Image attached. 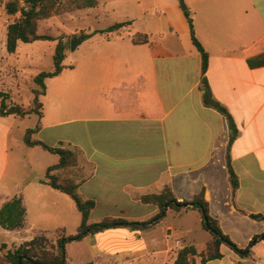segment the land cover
I'll return each instance as SVG.
<instances>
[{"label": "crops", "instance_id": "obj_1", "mask_svg": "<svg viewBox=\"0 0 264 264\" xmlns=\"http://www.w3.org/2000/svg\"><path fill=\"white\" fill-rule=\"evenodd\" d=\"M7 1L0 0L1 64L16 54L6 51L7 27L13 22L4 11ZM96 1L95 8L75 11L97 13L94 30L81 33L128 24L81 42L90 53L79 69L70 67L62 83L39 97L41 117L35 115L31 127L25 126L27 117L0 116V208L20 196L26 209L22 230L0 227V246L21 245L38 234L65 229L67 221L74 220L71 214L78 212L69 196L41 183L59 158L25 144L27 131L36 129L31 142L75 153L71 177L79 196L95 202L91 215L101 209L106 213L100 221L131 219L120 215L138 207L154 217L158 208L140 199L168 188L178 202L202 195L222 232L245 249L255 236L264 235V221L250 218L264 216V0H183L195 38L208 57L204 77L211 95L238 132L229 149L226 118L203 103L201 55L192 43L180 0ZM135 35L146 37L147 43L134 44ZM254 62L260 66L253 67ZM24 148L37 157L41 169L34 179L21 180L16 174ZM227 157L238 181L235 191ZM23 186L31 188L28 202L27 194L20 192ZM28 203L36 214L32 222ZM168 215L179 223L158 234L156 228ZM187 216L196 217L199 235L193 236L184 225ZM122 230L74 243L87 247L92 255L88 264H173L182 248L193 246L201 253L211 241L193 209H168L153 230L108 238ZM220 253L221 259L207 264H264V236L248 257L226 246Z\"/></svg>", "mask_w": 264, "mask_h": 264}, {"label": "trees", "instance_id": "obj_2", "mask_svg": "<svg viewBox=\"0 0 264 264\" xmlns=\"http://www.w3.org/2000/svg\"><path fill=\"white\" fill-rule=\"evenodd\" d=\"M96 6V0H67V3H63V0H8L4 4L5 14L8 18H16L19 15V18L15 19L7 27L6 51L8 55L16 53L19 43L31 44L36 41L53 40L51 37L37 34L39 21L72 13L77 10L95 8ZM184 15L189 25L192 43L201 55V91L203 93V103L207 107L215 109L226 118L230 133L227 146L229 149L238 135L237 129L227 111L211 95L207 80L204 77L207 69V54L195 38L191 14L187 9L184 11ZM127 24H115L105 30L94 31L91 34H75L70 41L80 40L84 42L94 34L112 33ZM132 42L137 45L145 44L147 43V38L135 35L132 38ZM68 47L69 43L65 44L60 41L56 46L53 58L54 70L47 73L42 72L34 79L35 83L41 88L39 92H34V105L37 108L25 109L12 102L9 93L0 92L1 117L18 116L26 118L33 114L41 117L42 106L38 99L41 95L45 94L44 81L49 78H55L62 73L64 70L62 66L64 51ZM251 65L253 67L260 66V63L254 62ZM35 131L36 129L27 131L24 138L25 144L29 147L40 146L44 151L59 158L57 165L47 169L45 179L41 180V183L69 196L74 202L76 210L81 215V223L75 235L67 236L64 229H58L61 231V234H57L55 239H49L44 233L35 236L29 241H25L15 250L7 251L0 260L4 264H66V246L68 244L81 242L89 236H95L107 230L129 229L137 232L150 231L163 220L168 209L178 212L186 209L198 211L203 229L211 235V241L207 244L205 251L198 253L193 246L184 247L176 253L173 264H198L197 258H200L199 264H207L212 260L221 259V246L228 247L239 256L248 257L254 244L264 236H255L245 249H240L222 232L218 221L210 216L208 205L202 195L195 197L191 201L178 202L168 188H165L158 195L145 196L140 199L142 204L153 205L159 210L158 214L148 221H129L118 217L105 218L100 222L90 223L89 218L95 208V202L93 200H83L78 194V184L72 177L67 176L68 172L73 171L77 166L75 153L62 147H50L42 142H31L30 137ZM226 168L229 174V182L233 191H235L238 187V181L231 168L229 157H227ZM25 216L26 209L23 206L22 197H14L0 208V227L7 231H20L24 228ZM250 218L255 221H264V216L262 215H252ZM2 247L5 248V245H2Z\"/></svg>", "mask_w": 264, "mask_h": 264}, {"label": "rangeland", "instance_id": "obj_3", "mask_svg": "<svg viewBox=\"0 0 264 264\" xmlns=\"http://www.w3.org/2000/svg\"><path fill=\"white\" fill-rule=\"evenodd\" d=\"M63 3H67V0H63ZM185 5V2H184ZM65 6V4H64ZM63 6V7H64ZM186 6V5H185ZM16 18H9V22L14 21ZM97 13L96 12H83L78 11L69 15H63L61 17H53L48 20H44L40 22L37 34L40 36H48L53 40L47 41H36L31 44L19 43L16 54L10 56L8 58L7 63H0V91H4L10 94V99L12 102L16 103L19 106H22L25 109H33L37 108L34 105V92H39L41 88L35 83L34 79L40 73L52 72L54 70V54L57 44L61 41L65 44L69 43V47L64 51V60L62 66L64 67V71L62 74L56 79H48L44 82L45 90H51L52 87L57 86L62 83L63 79L68 75L71 71L70 67L79 69L81 65V61H85L87 54L90 53V49L86 44L80 43L76 47L74 51H71L70 43L71 39L75 34H80L84 32L87 28H91L94 30V26L96 25ZM104 19V18H103ZM0 22H3V19H0ZM77 33H74L76 32ZM79 32V33H78ZM96 35V34H94ZM2 47L0 45V53ZM3 62V61H2ZM39 101V99H38ZM37 121V117L35 114L27 117L25 120V126H32L33 122ZM32 130V129H31ZM33 134L31 135V137ZM30 137V139H31ZM24 152L22 155V163L18 167L16 174L18 178L21 180H29L34 179L39 176L40 168L37 167L39 163H36L37 157H30L29 153H26V148H24ZM34 155V154H33ZM36 156V155H35ZM49 156V155H48ZM49 157H57V156H49ZM33 159L35 161H33ZM58 164V163H56ZM74 171V170H73ZM68 172L67 176L71 177V173ZM11 176V175H9ZM10 181V178H9ZM31 188L23 186L21 189V193L27 194V202H28V193ZM68 199V198H67ZM69 201V200H68ZM28 219L30 222L36 217L33 208L28 203ZM103 209L97 210L94 214L89 218L90 223H97L106 215V213H102ZM75 214H71L74 220L70 219L67 221L66 228L64 229L65 234L67 236L75 235L77 229L81 223V215L78 212H74ZM116 213H111L109 216H113ZM125 218H131L127 220H137V221H148L153 218L146 215V213L142 210V208H135L134 211H131L128 214L120 215ZM113 218V217H110ZM134 218V219H132ZM196 217L187 216L183 223L187 227H189L190 232L193 233V236L201 232L200 226L197 223ZM171 215H168L164 220L163 224L156 228L158 234L163 233L166 230V226H172L174 229L177 226V223ZM165 223V224H164ZM198 225V228H197ZM63 229V228H62ZM155 229V228H154ZM117 230V229H115ZM153 230V229H152ZM131 231L129 229H124L120 232H112L109 237H113L115 240L116 237H125L124 235H131ZM128 233V234H127ZM57 234H61L60 230L51 231L50 233L45 234L49 239H55ZM40 235V234H38ZM155 235V234H154ZM107 236V235H106ZM105 237V236H104ZM145 234L141 236L144 238ZM18 238H14L13 242H17ZM143 241V239H142ZM7 244H11V240H6ZM19 247L18 243H15L14 246H5L3 248L0 246V260L7 253V251H13ZM157 248V247H156ZM155 252L156 250L153 249ZM66 256L67 263L66 264H88L92 260V255L87 249L85 245H80L78 243H70L66 246ZM0 264H4L0 261Z\"/></svg>", "mask_w": 264, "mask_h": 264}, {"label": "water", "instance_id": "obj_4", "mask_svg": "<svg viewBox=\"0 0 264 264\" xmlns=\"http://www.w3.org/2000/svg\"><path fill=\"white\" fill-rule=\"evenodd\" d=\"M181 3V9L182 11L186 10V6L184 5V1L180 0ZM81 41L80 40H72L70 43L71 51H74L78 45H80Z\"/></svg>", "mask_w": 264, "mask_h": 264}]
</instances>
